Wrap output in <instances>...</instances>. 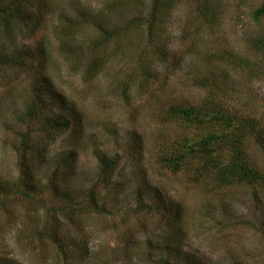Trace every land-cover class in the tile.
Instances as JSON below:
<instances>
[{"label": "rangeland", "instance_id": "374dc122", "mask_svg": "<svg viewBox=\"0 0 264 264\" xmlns=\"http://www.w3.org/2000/svg\"><path fill=\"white\" fill-rule=\"evenodd\" d=\"M207 1L177 0L160 9L150 38L146 26L129 27L154 0H0L2 8L24 7L30 26L8 37L0 25V45L11 55L23 52L20 62L27 65L0 70V264H264V182L222 188L218 197L161 162L186 135L167 111L201 104L214 87L215 100L232 115L259 123L245 149L264 173V48L254 47L264 29L251 17L263 0H220L203 19L198 13ZM78 14L87 18L78 21L84 25L78 38L61 43L60 18ZM124 28L99 50L110 59L99 77L83 75L89 57L66 59L65 47L81 46L94 58L102 29ZM45 54L47 73L35 75ZM44 84L55 94H44L47 106L31 118L27 108L42 97ZM57 118L72 121L71 129L44 159H25L23 135L35 136ZM73 129L81 131L75 138ZM73 154L76 171L70 173L63 165ZM99 156L118 160L104 177ZM25 166L33 178H25ZM90 189L105 210L75 216L73 224L62 211L63 197L80 204Z\"/></svg>", "mask_w": 264, "mask_h": 264}, {"label": "trees", "instance_id": "16d2710c", "mask_svg": "<svg viewBox=\"0 0 264 264\" xmlns=\"http://www.w3.org/2000/svg\"><path fill=\"white\" fill-rule=\"evenodd\" d=\"M177 0H154V3L150 7L149 11L144 13L143 18H137V22H131V28L134 27L145 28L147 27L146 34L151 38L155 24L159 19V11L166 6H172ZM22 2V1H20ZM220 0H209L206 5H202L198 16L202 15L203 19L207 18V15L215 13L217 5ZM19 4V3H18ZM13 5L8 3L6 7H0V25L3 28L4 34L11 37L13 34L20 31L23 26H28V19L26 18V11L20 5ZM203 4H205L203 2ZM41 12V10H40ZM147 17V21L145 18ZM252 21L264 29V0L260 7L254 11L252 14ZM83 19V20H82ZM87 22V18L83 14H78L75 16H62L60 18V25L62 29L57 33V38L61 42L63 38L74 37L78 38V34L81 32V27L84 25L79 24V22ZM40 21H35L34 28H39ZM32 25V26H33ZM30 27V26H28ZM125 32V28L119 29H102L101 36L102 39L99 43H95L92 48L97 49V53L93 58L88 49L84 47H76L74 49H67L65 47V52L68 53L66 56L67 60L73 63L74 58L77 60L81 57H89L91 62L84 66L83 75H89L91 78L99 77L106 66L110 63L109 57L99 55V50L108 46L110 43L115 41L120 35ZM264 34V33H263ZM15 37L13 38V42ZM63 43V41L61 42ZM42 44V43H41ZM62 45V44H61ZM254 47L258 51L264 48V35H261L254 42ZM64 50V45H62ZM24 56L23 52L17 50L14 54H8L6 52L5 46L0 45V70L1 69H12V68H26L27 65L21 63V58ZM48 56L45 54L43 61L39 62L40 70L34 73L36 67L33 65V73L38 76H43V73H47L48 67ZM25 57V56H24ZM47 57V59H46ZM166 54L160 59L166 61ZM78 62V61H77ZM77 65L76 62H74ZM81 64V62H78ZM144 75L147 76L148 69L146 66L140 67ZM21 70V69H20ZM45 76H47L45 74ZM149 76V74H148ZM43 82L40 81V85ZM39 87L38 92L42 97L37 100V102H32L27 108L25 115L29 117H35L38 112L42 111L45 103L44 94H55L56 89H54L50 84H44ZM127 86V85H125ZM127 90L124 89V96L127 95ZM211 97L202 102L199 105H184L171 107L167 111L168 119L175 123L180 124L184 130L185 134L180 136L169 150H165L162 154L161 162L165 168L174 172L180 173L184 172L193 176L191 182L193 187H201L204 190L214 193L215 196H220V189L226 187H235L237 185H257L264 182V173L258 167L250 163L248 158V151L245 149V143L248 140L247 134L251 131L257 133V128L259 123L253 118H238L236 115H232L224 106V104L215 100V89L214 87L209 89ZM61 107L65 106L67 102L64 101L62 94L59 95ZM65 102V103H64ZM47 106V105H46ZM76 125H81L80 120H75ZM73 122L66 121L62 118H57L55 120H48L44 125V130H39L37 135L32 136L31 131H27L21 140L20 150L23 153L24 158L29 155L31 158L44 159L46 153L49 151L51 146L57 142L58 138L66 134L72 127ZM187 131V132H186ZM189 131L198 133L193 137L189 135ZM80 130L72 131L71 135L75 138V135L80 134ZM258 136V135H257ZM263 144V143H261ZM73 152V151H72ZM75 155H71L68 159H65L64 167L70 172L75 173L76 171V161ZM99 165L101 166L100 174L109 175L110 171L116 169L118 160L110 159L106 156H99ZM21 166L24 165L20 161ZM25 178H33L32 172L23 167ZM104 180V178H103ZM212 182V183H210ZM212 184V185H211ZM28 198V195L26 196ZM66 199L65 205L66 210H62L64 215H69L70 220L74 223L75 216H81L84 214H94L103 213L105 209L103 208L104 203L101 200L100 194L96 193L95 190L90 189L85 196L80 197V204L75 203L74 198L69 196H64ZM85 199V201H83ZM79 208V209H77ZM180 214L176 216L179 219ZM50 232V229L46 230ZM51 240L53 244L58 247L60 252H64L63 244L56 235H51ZM189 260V259H187ZM193 261V260H192ZM198 264L196 260L194 262Z\"/></svg>", "mask_w": 264, "mask_h": 264}]
</instances>
